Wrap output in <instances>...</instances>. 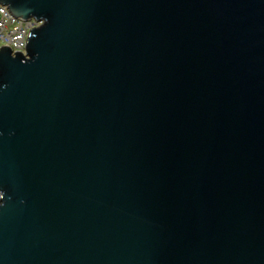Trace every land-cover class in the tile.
I'll list each match as a JSON object with an SVG mask.
<instances>
[{"label":"water","instance_id":"1","mask_svg":"<svg viewBox=\"0 0 264 264\" xmlns=\"http://www.w3.org/2000/svg\"><path fill=\"white\" fill-rule=\"evenodd\" d=\"M0 5V264H264V0Z\"/></svg>","mask_w":264,"mask_h":264},{"label":"built area","instance_id":"2","mask_svg":"<svg viewBox=\"0 0 264 264\" xmlns=\"http://www.w3.org/2000/svg\"><path fill=\"white\" fill-rule=\"evenodd\" d=\"M41 22L33 19L22 20L15 18L5 6L0 5V48H11V54H24L29 32L37 28Z\"/></svg>","mask_w":264,"mask_h":264}]
</instances>
